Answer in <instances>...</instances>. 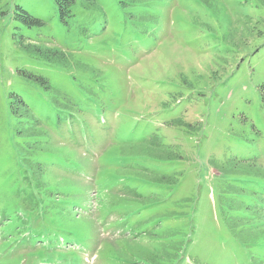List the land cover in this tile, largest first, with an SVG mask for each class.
Wrapping results in <instances>:
<instances>
[{
    "label": "rangeland",
    "instance_id": "obj_1",
    "mask_svg": "<svg viewBox=\"0 0 264 264\" xmlns=\"http://www.w3.org/2000/svg\"><path fill=\"white\" fill-rule=\"evenodd\" d=\"M14 94L58 152L30 154L39 180ZM177 116L200 126L193 141L168 127ZM159 135L182 158L119 157ZM224 155L264 168V0H0V264H264L260 229L225 226L210 166ZM239 177L264 222V179ZM55 184L67 199L45 196Z\"/></svg>",
    "mask_w": 264,
    "mask_h": 264
},
{
    "label": "trees",
    "instance_id": "obj_2",
    "mask_svg": "<svg viewBox=\"0 0 264 264\" xmlns=\"http://www.w3.org/2000/svg\"><path fill=\"white\" fill-rule=\"evenodd\" d=\"M67 12L68 17H71L72 13H70V11L68 10ZM31 49L33 50L34 54L45 56V58L48 59L49 62H54L57 60L55 54L52 51L43 50L35 46H33ZM63 57L64 56H62V58L59 60H65L63 59ZM36 79L38 81L37 85L42 87L43 89L48 91L52 88L50 83L47 85V82H45L43 76L39 75L36 77ZM57 93H59V91H57ZM14 96H7L10 118L12 122L11 126L15 134L14 140L17 141L21 146H24L22 148V151L19 149L18 150L20 155H22L24 158L25 168H27L30 172H28V174H31V176H34L36 180H39V178L37 177L39 176V170L37 169V167H39V165L37 164L38 160L34 161V158H32L30 154L34 151L41 152L44 153L43 157L45 156L46 158H50L51 160L52 156L56 153L58 154V152H56V150L52 148L44 146V144H46L42 143L44 134L42 130H39V128L37 127L38 122L31 118V116L33 117L34 115L32 114L30 108L28 107V105H22V103L17 99V94H14ZM62 97L65 98L66 96L63 95ZM63 98L54 93V95L52 96V100H50L52 104L62 112L71 113L72 110L70 109L68 101H64ZM168 123L170 124L168 127H172L178 132L183 131L178 135V139L186 138L190 141H193L192 138L186 137H189V135H191L187 132L190 130L192 131V135H194V130H200V126L196 124V122L192 123L186 118L183 120L181 116L172 118V121ZM155 133L156 135L159 134L158 132ZM172 134L173 132H171L170 134L165 133L167 137H170ZM11 139H13V136L11 137ZM154 141V147L146 146L143 143H130L127 146L122 145L121 148L119 147L120 156H118L127 157L131 155H137L135 153L139 152H141L140 154L155 155V152L159 151L161 154L158 155L162 157L176 156L182 158V149H177L176 147H179L180 144L174 147H170V145H167L163 142L162 135L157 136ZM138 147H141L140 150L137 149ZM142 147L145 148L143 149ZM45 152H47L48 155ZM225 157L226 155H224L220 160H216L214 158L210 159V166H212L217 172H219V174L215 175L214 177L217 180L216 194L219 199V206L224 213L225 226L228 227V229H230L231 231L237 233V238L240 240H253V237H251V232H253L255 236L258 231L256 229H260V231H258V235L264 236V232H262V229H264V222H259L258 212L255 206H252L256 200H260V194H258V192H256L254 189L246 188L245 186L240 184V182L242 183V181L240 180L242 178L239 177L249 176L251 179H264V168L256 164L255 160L251 157L245 159ZM52 162H56L62 165L63 163H66V160L63 156H60ZM123 173L124 172H118V174L120 175H122ZM154 176H156L158 179H164L166 177H173V174H171V172L162 171L161 173L154 174ZM233 178L236 179L234 180ZM235 181H239V184ZM39 186L42 187V184H39ZM54 186L55 187H53V190H47L48 192L45 193V196L49 197L50 200L67 199L66 196L55 194V188L59 186L61 187V185L55 184Z\"/></svg>",
    "mask_w": 264,
    "mask_h": 264
}]
</instances>
